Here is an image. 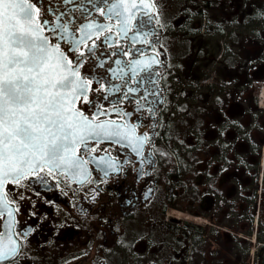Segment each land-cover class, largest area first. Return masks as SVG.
Listing matches in <instances>:
<instances>
[{
    "label": "flooded vegetation",
    "instance_id": "af4514ba",
    "mask_svg": "<svg viewBox=\"0 0 264 264\" xmlns=\"http://www.w3.org/2000/svg\"><path fill=\"white\" fill-rule=\"evenodd\" d=\"M41 3L47 7L48 0ZM151 3L150 23L140 28L148 18L133 21L127 38L113 29L112 47L97 50L108 54L105 66L140 59L133 49L159 61L153 83L142 86L159 101L153 117L147 106L136 110L139 93L119 105L131 113L126 120L136 134L149 136L144 156L104 142L90 155L117 161L121 170L107 177L89 163L90 183L54 173L46 183L29 177L6 185L19 248L0 264H264V108L257 99L264 84V0ZM136 29L150 33L151 46L139 43ZM103 107L108 115L100 120L120 119L111 104ZM7 223L0 215V232Z\"/></svg>",
    "mask_w": 264,
    "mask_h": 264
},
{
    "label": "snow or ice",
    "instance_id": "6c2138e0",
    "mask_svg": "<svg viewBox=\"0 0 264 264\" xmlns=\"http://www.w3.org/2000/svg\"><path fill=\"white\" fill-rule=\"evenodd\" d=\"M154 7L151 0H48L47 7L41 0H0V215L6 213L8 221L7 231L0 232V261L14 257L19 248L11 231L13 208L6 185L19 186L29 177L46 183V176L54 173L90 183L89 163H95L107 177L121 170L117 161L111 155H90L104 142L144 156L149 136L136 134V126L126 120L131 113L119 105L124 100L132 103L133 95L139 93L136 110L147 106L148 118L153 117L152 105L159 101L150 100L156 93L142 86L153 83L152 66L159 61L154 56L145 58L143 49H133L140 59H115L105 66L103 57L108 54L97 50L104 43L112 47L113 29L127 38L133 21L147 17V21L140 20V28L150 23ZM96 13L108 23L99 22ZM156 23H160L158 18ZM136 31L139 43L151 46L150 33ZM137 39V34L131 36L133 44ZM62 43L68 45L67 50ZM129 54L111 53L114 57ZM85 64L89 68L82 72ZM94 82L100 89L92 87ZM101 89L107 94L91 95ZM105 104L112 105L119 120L99 119L108 115ZM27 232L21 234L26 238Z\"/></svg>",
    "mask_w": 264,
    "mask_h": 264
}]
</instances>
